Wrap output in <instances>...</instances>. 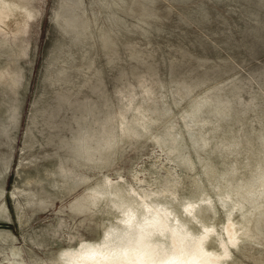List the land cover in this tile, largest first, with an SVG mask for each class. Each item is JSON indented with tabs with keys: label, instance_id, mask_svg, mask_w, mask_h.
<instances>
[{
	"label": "rangeland",
	"instance_id": "1",
	"mask_svg": "<svg viewBox=\"0 0 264 264\" xmlns=\"http://www.w3.org/2000/svg\"><path fill=\"white\" fill-rule=\"evenodd\" d=\"M0 4V264L114 261L163 207L148 264H264V0Z\"/></svg>",
	"mask_w": 264,
	"mask_h": 264
},
{
	"label": "bare ground",
	"instance_id": "2",
	"mask_svg": "<svg viewBox=\"0 0 264 264\" xmlns=\"http://www.w3.org/2000/svg\"><path fill=\"white\" fill-rule=\"evenodd\" d=\"M23 7H25V6L23 5ZM24 11L27 12L28 10L27 11L24 10ZM10 13H11V9H9L8 7H6L3 4H0V24H5V20L9 17ZM110 185H112V184H109V186ZM131 204L132 203L122 202V203H120L117 206V208L120 209L122 214H123V218L120 219V226L121 225H129V221L127 219L137 216V211L139 210L140 207H139V205L137 203H135L132 206H131ZM186 207H188V208L185 210V212L193 214V212L195 210V207L192 206V205H187ZM163 209H164L163 215H165L164 218H163V215L159 219L154 217V216H152L148 220H143V221L140 220L138 222L139 226H141L144 230H146V231L143 230V234L140 237L138 236L135 239H133L131 233L125 234L124 237L115 236L114 235V231L112 229V231L110 232V235H114V236H112L114 238V243L109 245L108 243H110L111 241L109 240L108 234H107V241L105 242V244L108 245L107 249L113 251L115 254L118 255L116 260L110 261V259L107 257V255L105 253L102 254L101 252H99L96 249V247H94L93 245L92 246L90 245V247L88 249L86 248L87 250L84 253L73 254V253L68 251L67 253L65 252L64 254H62V258H63L62 264H133L132 263V259L138 264H148V262L150 260V257H149V254H148V245L150 246L149 240L151 238H155L156 234L159 235V230L161 228L165 227V223L169 222L174 227H176V224H178V223L175 222L176 220H179L177 217H173L174 220L172 222L168 221L169 218L171 217L169 215L170 212L167 209H165L164 207H163ZM154 210H156V208H154ZM134 224L136 225V223H134ZM118 227L119 226L115 227L114 229H117ZM230 227H231V225H230ZM230 230H231V228L229 229V225H227L225 227V233L229 234ZM173 234L176 236L175 240L178 241V238H177L178 237V232H174ZM165 236H169V234L167 233V235H164V237ZM179 236L181 237V235H179ZM200 236H202V235H200ZM205 237H207V236L205 235ZM236 237H238L237 233H236ZM172 238L174 239V236ZM185 238H188V237L185 236ZM168 239L170 241V245H169V248L167 249V251L170 252V253H168L167 256L163 259L164 260V264H177V262H180L179 264H182L181 263L182 259H180L176 255H172V253H171V251L174 249L175 240L170 239V237ZM188 239H191V238H188ZM195 239H197V238H195ZM195 239L194 240L191 239L193 242H191L190 244L186 243L185 244V248L191 249V248L194 247V251H195L196 256H194L193 254H190V255H187L186 257H190L192 260L197 262L199 260L201 261V259L203 260V259H206V258H203V257L200 256L201 252H199V248H198L197 251L195 250V248L200 246L199 245L200 243L197 242L198 239L197 240H195ZM204 240L205 239H203V241ZM237 240L235 239L236 242H237ZM133 245H137V246L144 245V248L142 249V251L135 252L132 249ZM180 250H181V248H180ZM210 256H211L210 254H207L206 257L209 258ZM188 264H192V263H188Z\"/></svg>",
	"mask_w": 264,
	"mask_h": 264
}]
</instances>
